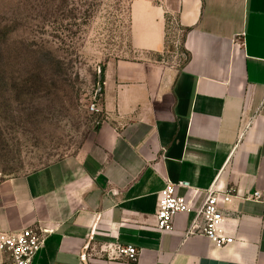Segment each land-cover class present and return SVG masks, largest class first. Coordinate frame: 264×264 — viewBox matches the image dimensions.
Here are the masks:
<instances>
[{"label": "crops", "instance_id": "obj_1", "mask_svg": "<svg viewBox=\"0 0 264 264\" xmlns=\"http://www.w3.org/2000/svg\"><path fill=\"white\" fill-rule=\"evenodd\" d=\"M168 17L181 64L152 57L166 53ZM130 44L105 65L92 144L0 180V231L50 230L32 264H264V0H134ZM166 181L194 207L210 186L234 187L222 205L234 241L186 235L194 212L159 232ZM109 244L140 255L109 258Z\"/></svg>", "mask_w": 264, "mask_h": 264}, {"label": "rangeland", "instance_id": "obj_2", "mask_svg": "<svg viewBox=\"0 0 264 264\" xmlns=\"http://www.w3.org/2000/svg\"><path fill=\"white\" fill-rule=\"evenodd\" d=\"M133 1L0 0V180L92 144L105 65L131 55ZM181 40L168 17L166 53L152 57L181 64Z\"/></svg>", "mask_w": 264, "mask_h": 264}, {"label": "built area", "instance_id": "obj_3", "mask_svg": "<svg viewBox=\"0 0 264 264\" xmlns=\"http://www.w3.org/2000/svg\"><path fill=\"white\" fill-rule=\"evenodd\" d=\"M89 109L92 112L98 111V103L92 102ZM176 186L166 181L165 188L160 191L156 211V229L162 234L172 232L176 215L194 212V218L186 235L198 231L216 247L222 248L231 244L234 238L226 229L222 205L230 202L236 194V189L232 186L220 189L212 185L205 190L203 202L198 207H194L189 197L176 193ZM261 197V193L256 191L247 195L245 199L260 200ZM49 233V229L39 226H29L16 233L0 231V250L6 256L5 261L0 264H32L44 247ZM108 250L109 258L125 257L130 261H136L140 255V250L132 245L112 246L109 244Z\"/></svg>", "mask_w": 264, "mask_h": 264}, {"label": "trees", "instance_id": "obj_4", "mask_svg": "<svg viewBox=\"0 0 264 264\" xmlns=\"http://www.w3.org/2000/svg\"><path fill=\"white\" fill-rule=\"evenodd\" d=\"M102 85H103V73H102V84H101V88L103 87ZM100 93H102V92H100Z\"/></svg>", "mask_w": 264, "mask_h": 264}, {"label": "water", "instance_id": "obj_5", "mask_svg": "<svg viewBox=\"0 0 264 264\" xmlns=\"http://www.w3.org/2000/svg\"><path fill=\"white\" fill-rule=\"evenodd\" d=\"M100 90H101V85L98 86V91H100Z\"/></svg>", "mask_w": 264, "mask_h": 264}]
</instances>
